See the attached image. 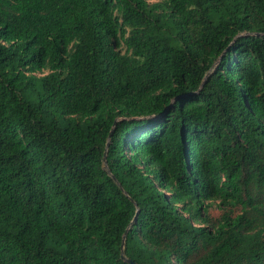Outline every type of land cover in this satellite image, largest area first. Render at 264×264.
I'll return each instance as SVG.
<instances>
[{
    "label": "trees",
    "instance_id": "trees-1",
    "mask_svg": "<svg viewBox=\"0 0 264 264\" xmlns=\"http://www.w3.org/2000/svg\"><path fill=\"white\" fill-rule=\"evenodd\" d=\"M133 262L264 264V0H0V264Z\"/></svg>",
    "mask_w": 264,
    "mask_h": 264
},
{
    "label": "water",
    "instance_id": "water-1",
    "mask_svg": "<svg viewBox=\"0 0 264 264\" xmlns=\"http://www.w3.org/2000/svg\"><path fill=\"white\" fill-rule=\"evenodd\" d=\"M105 164L107 165V161L105 160ZM126 237H127V232L125 233L124 235V238H123V244H122V248H123V257L125 258V255H124V248H125V241H126ZM133 264H137L135 262H133Z\"/></svg>",
    "mask_w": 264,
    "mask_h": 264
},
{
    "label": "rangeland",
    "instance_id": "rangeland-1",
    "mask_svg": "<svg viewBox=\"0 0 264 264\" xmlns=\"http://www.w3.org/2000/svg\"><path fill=\"white\" fill-rule=\"evenodd\" d=\"M219 213H220L219 209H213L212 210V214L215 216L219 215Z\"/></svg>",
    "mask_w": 264,
    "mask_h": 264
}]
</instances>
